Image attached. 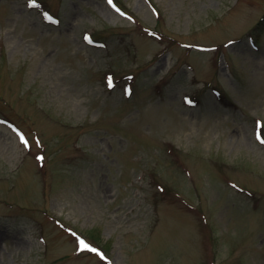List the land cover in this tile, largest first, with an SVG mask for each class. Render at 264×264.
<instances>
[{
	"label": "rangeland",
	"instance_id": "rangeland-1",
	"mask_svg": "<svg viewBox=\"0 0 264 264\" xmlns=\"http://www.w3.org/2000/svg\"><path fill=\"white\" fill-rule=\"evenodd\" d=\"M29 3L0 0V264H264V0Z\"/></svg>",
	"mask_w": 264,
	"mask_h": 264
},
{
	"label": "trees",
	"instance_id": "trees-1",
	"mask_svg": "<svg viewBox=\"0 0 264 264\" xmlns=\"http://www.w3.org/2000/svg\"><path fill=\"white\" fill-rule=\"evenodd\" d=\"M256 28V27H255ZM254 31H252L251 32V34L249 35V36H251V38H252V40H254V33H253ZM4 121L5 122H8V123H14L12 120H10V119H6V118H4ZM16 124V123H15ZM17 125V124H16ZM62 224V223H61ZM64 229H66L67 227L63 224V226H62Z\"/></svg>",
	"mask_w": 264,
	"mask_h": 264
},
{
	"label": "snow or ice",
	"instance_id": "snow-or-ice-1",
	"mask_svg": "<svg viewBox=\"0 0 264 264\" xmlns=\"http://www.w3.org/2000/svg\"><path fill=\"white\" fill-rule=\"evenodd\" d=\"M35 0H30L29 6H32L34 4ZM80 245L82 248H87L88 245L85 244L83 241H80Z\"/></svg>",
	"mask_w": 264,
	"mask_h": 264
}]
</instances>
